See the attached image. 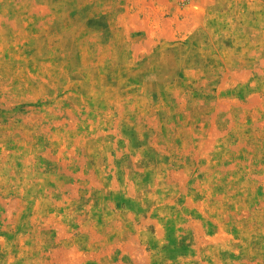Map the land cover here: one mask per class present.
Masks as SVG:
<instances>
[{"label": "rangeland", "instance_id": "obj_1", "mask_svg": "<svg viewBox=\"0 0 264 264\" xmlns=\"http://www.w3.org/2000/svg\"><path fill=\"white\" fill-rule=\"evenodd\" d=\"M0 264H264V0H0Z\"/></svg>", "mask_w": 264, "mask_h": 264}]
</instances>
